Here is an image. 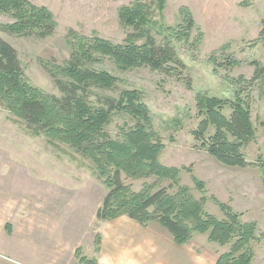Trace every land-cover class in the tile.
Instances as JSON below:
<instances>
[{
  "label": "rangeland",
  "instance_id": "1",
  "mask_svg": "<svg viewBox=\"0 0 264 264\" xmlns=\"http://www.w3.org/2000/svg\"><path fill=\"white\" fill-rule=\"evenodd\" d=\"M30 1L46 6L54 13L58 24L55 33L43 39L35 35L11 34L2 30L1 25L12 20L0 15V35L18 51L28 80L45 92L60 96L41 60L63 64L69 58L71 49L67 33L71 28L87 36L96 34L116 43L123 42L128 30L120 23L118 9L134 0ZM182 6L190 9L203 31V40L196 50H192L198 35L196 29L187 42L174 41L186 68L181 69L180 74L154 71L149 67L123 72L106 63L119 82L116 89L101 93L117 97L125 89L142 92L152 111L153 129L165 144L160 163L179 168L180 183L189 187L197 199L205 200L206 213L218 220L226 219L227 214L220 206L222 203L240 214L243 223L255 222L258 240L253 243L255 257L252 264H264V79L251 91H246L250 94L247 100L257 133L255 140L242 149L249 163L247 166L222 163L209 153L204 141H198L193 134L201 120L195 100L198 92L235 100L237 87L230 79L241 76L251 79L256 71L252 62L264 64V43L254 44L262 30L264 0H166L163 13L156 16L158 24L152 28V34L159 42L165 35L159 32L160 25L164 28L178 25L182 20ZM213 52L221 55L220 62L224 63L225 57L232 56L240 63L231 68L220 67L215 73L214 65L208 60ZM187 80L193 88L187 86ZM231 112L226 106L225 115L230 117ZM127 124L134 125L129 115L116 114L108 130L113 137H118ZM214 133L215 128L211 127L207 137ZM96 171L93 162L73 147L64 143L52 144L45 135H33L22 120L0 105V252L23 251L35 258L37 251L44 249L43 245L49 246L45 238L41 240V226L45 224L40 223L49 222L44 219L43 208H40L43 206L58 209V215H51L50 222L61 229V236L72 238L74 234L70 229L76 224L80 239L82 229L102 207L109 193ZM123 177L135 191L149 184L163 186L170 183L158 181L155 176ZM197 180L204 182L203 188L198 187ZM122 217L130 218L122 215L113 220ZM12 226H15L13 235L10 232ZM148 227L151 239L156 240L157 257L162 251L168 253L169 249H180V254L188 256L187 264H216L218 256L231 247L210 241L208 232L195 233L188 243L177 247L170 232L158 222H151ZM43 231L48 234L47 230ZM98 239L100 237L96 235V250L99 251ZM78 257L81 261L86 259L80 252Z\"/></svg>",
  "mask_w": 264,
  "mask_h": 264
},
{
  "label": "trees",
  "instance_id": "2",
  "mask_svg": "<svg viewBox=\"0 0 264 264\" xmlns=\"http://www.w3.org/2000/svg\"><path fill=\"white\" fill-rule=\"evenodd\" d=\"M165 5L166 0H134L122 5L118 16L128 34L121 43L69 29V58L63 64L41 60L60 96L47 93L28 80L18 51L0 35V105L22 120L33 135H45L52 144H68L93 162L98 177L109 189L97 212L99 220L127 215L142 225L158 222L170 232L177 245L188 243L195 233L208 232L210 241L231 245L229 251L218 256L216 264H252L253 243L258 240L257 224L243 223L240 214L222 203L226 219L218 220L206 213L205 200L197 199L189 187L180 183L179 168L160 163L165 144L153 129L152 111L142 92L125 89L117 97L101 93L116 89L119 82L106 63L123 72L149 67L154 71L180 74L181 69L186 68L174 41L187 42L196 29L198 35L192 49L196 50L203 40V31L190 9L182 6V20L178 25L166 28L160 25L159 32L165 35L159 42L152 28L158 24L156 16L163 13ZM0 15L12 20L2 24V30L15 35H35L43 39L53 35L58 25L48 7L30 0H0ZM258 42L264 43V19L254 44ZM220 56L213 52L208 59L215 73L220 67L231 68L240 63L232 56L220 62ZM252 64L256 67L253 78L230 79L237 87L235 100H223L202 91L195 98L201 119L193 131L195 138L204 141L211 155L230 166L249 164L242 149L254 141L257 134L247 100L250 94L246 91H251L264 79V64L259 61ZM186 84L193 88L190 81ZM226 106L231 108L230 117L224 113ZM120 113L129 115L134 125L127 124L118 137H113L108 126ZM211 127L215 128V133L207 137ZM123 175L133 179L155 176L158 181L170 183L149 184L135 191ZM197 185L203 188L205 184L197 180ZM82 261L96 264L95 260L82 258Z\"/></svg>",
  "mask_w": 264,
  "mask_h": 264
},
{
  "label": "crops",
  "instance_id": "3",
  "mask_svg": "<svg viewBox=\"0 0 264 264\" xmlns=\"http://www.w3.org/2000/svg\"><path fill=\"white\" fill-rule=\"evenodd\" d=\"M55 207L52 209L46 206L40 207L43 208L44 219L49 220L47 223L45 221L40 223L45 224L41 226V240L43 241L45 238L49 246L43 245L44 249L38 250L35 258L29 257L23 251H12L11 254L0 252V264H86L80 260L78 252L86 259L95 260L96 264L188 263V256L185 253L180 254L178 252L180 249H169L168 253L162 251L157 257L156 240L151 239L148 225H142L128 217L104 221L99 220L97 212H95L89 223L82 229L80 239L77 234L79 227L76 224H73L74 227L70 229L74 234L72 238L66 235L61 236L59 232L61 229L55 223L50 222L51 215H58V209L56 210ZM60 209L59 207V213H61ZM43 229L47 230V235ZM14 230L15 226L12 230L10 229L11 235L14 234ZM96 235L100 237L99 247L97 245L99 251L96 250ZM70 239L72 240L70 241ZM174 244L176 243L174 242Z\"/></svg>",
  "mask_w": 264,
  "mask_h": 264
}]
</instances>
